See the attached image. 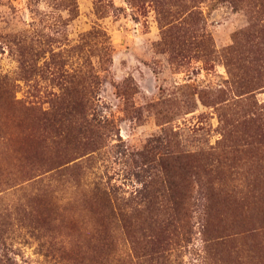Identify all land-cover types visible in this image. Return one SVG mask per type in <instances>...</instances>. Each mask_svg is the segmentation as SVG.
I'll return each mask as SVG.
<instances>
[{
  "label": "rangeland",
  "instance_id": "obj_1",
  "mask_svg": "<svg viewBox=\"0 0 264 264\" xmlns=\"http://www.w3.org/2000/svg\"><path fill=\"white\" fill-rule=\"evenodd\" d=\"M0 264H264V0H0Z\"/></svg>",
  "mask_w": 264,
  "mask_h": 264
},
{
  "label": "trees",
  "instance_id": "obj_2",
  "mask_svg": "<svg viewBox=\"0 0 264 264\" xmlns=\"http://www.w3.org/2000/svg\"><path fill=\"white\" fill-rule=\"evenodd\" d=\"M169 172V171H168Z\"/></svg>",
  "mask_w": 264,
  "mask_h": 264
}]
</instances>
